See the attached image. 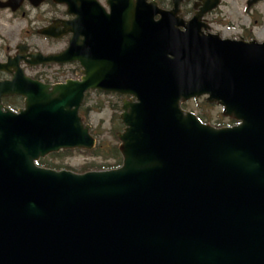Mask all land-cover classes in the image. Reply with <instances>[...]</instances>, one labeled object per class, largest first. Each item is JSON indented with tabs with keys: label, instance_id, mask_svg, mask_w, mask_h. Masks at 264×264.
I'll use <instances>...</instances> for the list:
<instances>
[{
	"label": "water",
	"instance_id": "1",
	"mask_svg": "<svg viewBox=\"0 0 264 264\" xmlns=\"http://www.w3.org/2000/svg\"><path fill=\"white\" fill-rule=\"evenodd\" d=\"M150 8L116 0L83 44L43 58L79 60L80 80L26 86L24 109L0 110V264H264V42L153 22ZM89 88L131 96L121 165H37L94 146L78 114ZM203 94L238 123L180 107Z\"/></svg>",
	"mask_w": 264,
	"mask_h": 264
},
{
	"label": "flooded vegetation",
	"instance_id": "2",
	"mask_svg": "<svg viewBox=\"0 0 264 264\" xmlns=\"http://www.w3.org/2000/svg\"><path fill=\"white\" fill-rule=\"evenodd\" d=\"M146 1L158 10L153 20L169 15L178 2L173 17L182 23L195 17L204 34L264 41V0ZM109 8L107 0H0V82H11L12 89H20L27 81L55 84L63 71L79 77L82 67L77 61L31 63V58L63 50L73 36L69 28L80 17L88 25L91 10L104 15ZM75 30L83 40L79 29ZM22 105L23 97L18 94L0 95L2 108L17 111Z\"/></svg>",
	"mask_w": 264,
	"mask_h": 264
},
{
	"label": "rangeland",
	"instance_id": "3",
	"mask_svg": "<svg viewBox=\"0 0 264 264\" xmlns=\"http://www.w3.org/2000/svg\"><path fill=\"white\" fill-rule=\"evenodd\" d=\"M62 71V70H59ZM64 72V71H63ZM65 75V73H62ZM58 77L60 74L58 73ZM117 101L115 96L99 94L96 91H89L86 99L84 100V106L90 107L91 109L87 114H84L85 119L91 125L93 132L96 134L97 143H101L102 146L108 143H117L110 131L113 129L114 121H112V115L117 112L111 107V103ZM197 104V105H196ZM188 103L187 109H195L194 112L199 111L200 115H204L206 119L215 121L219 119L222 124L228 123V118L221 116V107L217 105H205L202 103V98H199L197 103ZM100 106V108H98ZM118 115V114H117ZM209 121L213 124V122ZM51 162L56 164H62L67 169L79 172L81 167L86 165L88 162H109L100 155H92L87 152L80 150H72L70 152H58L56 156L49 158Z\"/></svg>",
	"mask_w": 264,
	"mask_h": 264
},
{
	"label": "trees",
	"instance_id": "4",
	"mask_svg": "<svg viewBox=\"0 0 264 264\" xmlns=\"http://www.w3.org/2000/svg\"><path fill=\"white\" fill-rule=\"evenodd\" d=\"M112 108H114L116 111L119 110L118 103H111L110 104ZM100 108V106L98 107ZM85 109H90L89 107H86ZM112 121H114L113 129L110 131L113 137H115V131L118 130L121 126L119 124V121L117 120V112H114L112 115ZM88 153L92 155H100L104 159H107L109 162H101V163H95L93 161L89 162L87 167L85 166L84 169H98V168H111L115 167L120 164L121 162V156L117 149V144L115 142L108 143L104 146L102 144L97 143L95 148L93 150L88 151ZM39 164L41 165H47V166H56L57 164H52L50 162L45 161L44 159L39 160Z\"/></svg>",
	"mask_w": 264,
	"mask_h": 264
}]
</instances>
